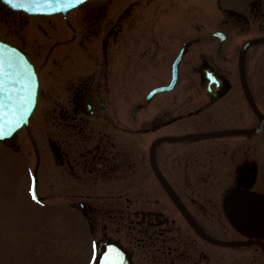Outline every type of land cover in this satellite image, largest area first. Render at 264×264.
Listing matches in <instances>:
<instances>
[{
	"label": "flooded vegetation",
	"instance_id": "obj_1",
	"mask_svg": "<svg viewBox=\"0 0 264 264\" xmlns=\"http://www.w3.org/2000/svg\"><path fill=\"white\" fill-rule=\"evenodd\" d=\"M210 2L219 7L221 39L206 37V0H138L133 13L134 6L108 19L98 13L97 3L87 5L79 20L85 26L73 31L78 49L72 52L55 46L24 49L40 83L33 123L40 139L39 201L49 212L79 216L75 225L88 250L92 240L100 245L113 239L133 264H264L263 169L257 171L254 200L243 199L249 211L230 218L224 201L236 188L250 189L251 160H218L199 144L176 153L174 142L166 141L156 144L153 160L150 155L155 140L178 130L209 132L229 128L210 130L205 124L240 123L234 129L246 124L231 102L247 100L238 86L239 49L264 38V0ZM226 3L232 6L222 8ZM1 15L5 30L0 36L15 40V11L0 3ZM135 22L137 33L130 31ZM132 38L137 48H131ZM255 46L264 42L248 48L244 71L255 101L264 104V58H255ZM179 54L174 87L149 98L143 87L169 85ZM249 59L259 67L257 84L247 75ZM128 84L138 88L131 94H138L131 117L124 110L127 91H121ZM227 110L229 118L223 117ZM247 116L256 119L253 111ZM229 138L237 142L205 149L246 151L254 145L245 135Z\"/></svg>",
	"mask_w": 264,
	"mask_h": 264
},
{
	"label": "rangeland",
	"instance_id": "obj_2",
	"mask_svg": "<svg viewBox=\"0 0 264 264\" xmlns=\"http://www.w3.org/2000/svg\"><path fill=\"white\" fill-rule=\"evenodd\" d=\"M136 1L137 0H95L89 2L88 5L92 4L93 2H100L105 6L106 10L108 11V15L115 16V14L119 12L120 8L132 3L135 4ZM224 6L226 5L224 4ZM87 7V5H83L77 9L70 11L67 14V19L63 18V16L61 15L49 17H33L28 15L23 16L21 14H15V19H18L15 20V40L9 39V41H12L16 45H19V43H21L23 44V47L26 50L29 49V51H34L36 48L44 45L46 47L51 46L55 43L61 44L62 42H64L63 44L66 43V45H58L56 46V50L58 49V47L64 49L71 48L67 52H72L78 49V47H76L75 44L72 43V39L74 36L73 31H80V25H82L83 27L85 26V23L82 24L79 22V20H82V17L84 16L82 15L83 12H87ZM215 23L216 12L214 10V7L208 4L206 31L209 32L215 29ZM21 25H24V27L22 28ZM137 28L138 23L136 24L135 22L130 31L137 33ZM4 30L5 25L1 24L0 22V33H2ZM77 38H80V35H78ZM133 39L134 38H132L131 48H137L138 45L135 43H137L138 40ZM253 51L255 58H258V56H260V58H264V55H257L258 52L264 51L263 46L255 47ZM248 61L249 62L247 63V67H250V77L252 78L254 75L255 78L253 77L252 79L253 84H257V81L260 82V72L258 64L254 63L252 67V60L249 59ZM127 78L129 79V77ZM137 78H135V80L138 84ZM129 86L138 90L135 85ZM143 88L146 90L148 89V87L145 86ZM124 89L128 90V88L126 87H121L122 92H124ZM142 92L144 94L146 91L142 89ZM233 92L235 93V90ZM126 101L127 102L125 103L124 110L126 108L127 111H130L138 104V94L136 93V98H134L133 95H128L126 97ZM240 102H231V107L235 108V113H237L238 109H240V106L242 105V103ZM262 107H264V104H262ZM241 110L245 111L244 108H241ZM246 113L247 111H245V114ZM249 120L250 121L245 125H250L251 121L252 124L255 123V119L249 118ZM24 133L25 132L23 130L20 131L18 137L14 140L13 145L21 146L23 148L26 147V140L25 138L22 139V137H24ZM216 141L220 142L219 140ZM207 142L208 141H205L204 143H201L199 145L201 151H205V153L209 155L211 151L205 149L207 147ZM256 142L258 145L256 144ZM176 144H183V147L198 145L197 143H186V141L177 142ZM254 148L257 159H259L264 164V140L262 138H257L255 140ZM232 154L236 160L240 161H242V155L245 157V154H243L240 149L232 152ZM227 158L231 157H228L227 155ZM245 158L248 159L247 157ZM27 164L28 161L22 156L16 155L12 151H4L2 148H0V264H87V253L84 252L82 253L81 258L76 259L72 256L67 255H64V258L66 259H61L62 256H46L49 253L48 250L55 242L50 238L40 239L38 235L40 230L47 227H51L54 229L56 227H60L65 233H68V235L71 236L73 232L72 230H74L75 225L73 224L74 222L69 215L61 214V216H55L54 220L33 211L35 209V207L33 206L34 201H32L28 197L26 198L25 196V171L27 168ZM17 165L19 166L20 170L17 169ZM251 184L252 186H254L253 182H251ZM57 245L61 253H63L64 250L65 254L66 245L64 249L60 247L61 244ZM54 248L56 247H53V249Z\"/></svg>",
	"mask_w": 264,
	"mask_h": 264
},
{
	"label": "snow or ice",
	"instance_id": "obj_3",
	"mask_svg": "<svg viewBox=\"0 0 264 264\" xmlns=\"http://www.w3.org/2000/svg\"><path fill=\"white\" fill-rule=\"evenodd\" d=\"M9 3L12 4L13 7L21 8L28 12L34 13H45L49 11H59V7H55V5H61L63 7H67V3L65 0H8ZM76 3H83V0H75ZM3 75H4V61H3V53H0V88H2L3 84ZM5 105L0 104V135H8L9 132L5 131L4 125L8 124L10 126H18L19 120L23 119L22 114H19V119H17V114L12 113L11 119L7 117L10 113H6L3 111ZM35 198V197H33ZM96 242H93V261L98 260L99 264H125V259L123 253L112 246H109L107 251L104 253L102 257H98L95 254Z\"/></svg>",
	"mask_w": 264,
	"mask_h": 264
},
{
	"label": "water",
	"instance_id": "obj_4",
	"mask_svg": "<svg viewBox=\"0 0 264 264\" xmlns=\"http://www.w3.org/2000/svg\"><path fill=\"white\" fill-rule=\"evenodd\" d=\"M3 1L8 3V4H10V5H12L11 3L8 2V0H3ZM65 2L67 3V7L66 8L61 6V5H55V7H59L60 8L59 11H66L67 9H70V8L74 7L75 5L79 4V3H76L75 0H65ZM15 8H17V7H15ZM18 9H21V8H18ZM52 12H57V11H49V12H45V13H52ZM30 13H34V12H30ZM7 48H8V46L0 44V53H3V56H7V54L10 52V51L7 50ZM3 61L5 62V58L4 57H3ZM4 74H8L7 70H6V67H5V64H4ZM3 80H4V82L2 84V88L0 89V97H4L5 93H6V95L8 97L11 96L12 98H19V96L24 94L23 93L24 91L21 92V91L17 90V87H16L17 82H13L6 75H4ZM8 88H10V90L6 91ZM28 91H29V94H32V92H33L31 88ZM35 91L36 90H35V87H34V92L33 93H35ZM21 97H23V96H21ZM0 104L5 105V107L3 109L4 112L10 113V115L7 117L8 119H11V114L12 113L17 114V119H19V114H22L23 119L19 120V124H20L22 121H24V120L26 121L28 119V117L30 116V114H31V112H32V110L34 108V105H35V98L33 96L32 104H31V101H27V100L26 101H18L16 99H13V100H10V101H0ZM13 127H17V126H10L8 124L4 125L5 131H9V132L12 131ZM3 136H5V135H0V137H3ZM9 136H6V137H9Z\"/></svg>",
	"mask_w": 264,
	"mask_h": 264
}]
</instances>
